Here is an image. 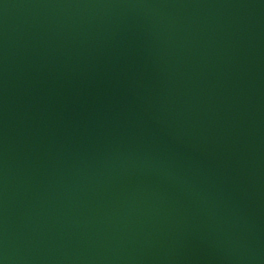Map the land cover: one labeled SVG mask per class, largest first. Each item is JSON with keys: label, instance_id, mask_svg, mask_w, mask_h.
Wrapping results in <instances>:
<instances>
[{"label": "water", "instance_id": "95a60500", "mask_svg": "<svg viewBox=\"0 0 264 264\" xmlns=\"http://www.w3.org/2000/svg\"><path fill=\"white\" fill-rule=\"evenodd\" d=\"M0 264H264V0H0Z\"/></svg>", "mask_w": 264, "mask_h": 264}]
</instances>
